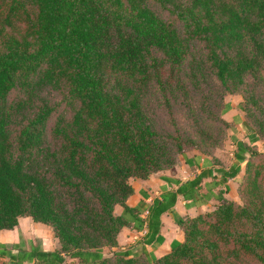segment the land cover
I'll use <instances>...</instances> for the list:
<instances>
[{"label":"trees","instance_id":"trees-1","mask_svg":"<svg viewBox=\"0 0 264 264\" xmlns=\"http://www.w3.org/2000/svg\"><path fill=\"white\" fill-rule=\"evenodd\" d=\"M206 79L218 92L210 85L194 109L190 86ZM152 85L186 100L195 134L183 141L177 132L178 152L217 143L226 127L216 115L224 111L222 97L236 92L247 94V143L235 142L236 164L226 170L162 177L169 189L151 199L141 219L125 205L129 180L174 164L145 115ZM42 90L58 102L41 98ZM260 136L264 0H0V232L27 218L48 227L58 244L53 251L20 239L0 244L3 264H63L65 257L76 264H264V175L253 165L264 153L250 147ZM241 171L239 204L212 191H227ZM178 199L187 207L218 205L181 218L172 211ZM115 206L123 215H114ZM167 213L182 234L169 253L144 263L116 251L128 220L144 227L149 244ZM105 248L115 250L113 263Z\"/></svg>","mask_w":264,"mask_h":264},{"label":"rangeland","instance_id":"rangeland-1","mask_svg":"<svg viewBox=\"0 0 264 264\" xmlns=\"http://www.w3.org/2000/svg\"><path fill=\"white\" fill-rule=\"evenodd\" d=\"M157 11L159 10L157 9ZM198 83L199 84L193 83L190 86V93L188 97V100L194 109L199 107V104L205 99L203 96L205 90L209 88L210 85H212L210 84L209 79L208 81L207 79L200 80ZM244 84L248 86L253 85L250 79H246ZM211 87H213V85ZM212 90L213 92H218L216 85ZM40 94L42 95L41 98H47L51 104H54L59 100V97L55 95V92L42 90ZM246 97L247 94H239L238 92L223 95L220 105H225L224 111L221 114L217 113L216 115L218 116L217 118L223 122H226V127L221 126L222 134L216 144L211 146L202 145L200 152L192 148H185L178 152L176 149L177 143L174 139L177 132L178 135L183 138V141L193 139L195 134L193 119L188 115L186 108H184L182 105V102H186L183 93L181 91L175 90L174 88H167L163 90L156 85L149 87L144 98L145 115L152 130L156 133V139L158 143L166 148L169 155H172L174 162V164H171L172 166H169L167 170H158L152 173L149 177L161 178L165 176L171 179L185 180L196 174L195 169H198L199 172L201 168H208V170H212L213 172V170L216 169L226 170L232 165H235L236 163L232 156L235 150L234 144L240 139H244L245 135L247 134V130L242 125V122L246 117V112L242 109ZM260 100L263 105L262 98ZM60 110L61 107H58L56 112H59ZM250 110L255 116H258V111L256 108L250 107ZM54 116L55 114H53L49 119L48 126L52 124ZM208 117H210L209 114ZM248 123L250 128L254 127L249 120ZM215 125L218 126V123H215ZM18 127L19 122L18 120L14 119L10 126L11 131H16ZM260 138L261 139L256 144L251 145L250 147L257 150L258 152L264 153V140L261 136ZM201 160H205V163L203 164ZM257 164L261 166V172L262 175H264V157L259 158L257 162L253 163V165ZM240 167L241 170H243L244 163L241 164ZM216 178L218 179L219 177L216 176ZM242 179L241 171V173L237 176V181L228 180V185L227 183L225 184L228 189L227 191H224L223 186L213 188L212 191L216 193L220 192L221 196L225 200L233 201L239 204L240 198L238 191L240 189V181ZM210 182L212 181L209 178L204 179L202 181V187L204 184H208ZM262 185L264 187V180L262 181ZM208 204V207L203 209V213L211 211L215 206L218 205V202L210 200ZM32 224L34 223H31V221H26L25 223L20 220L18 227L14 231V235H16L18 239L17 242L20 239L26 244H38L42 250L46 251L58 249L57 240L52 237L48 227L41 225L39 226L37 225L38 223H36L32 230L30 228ZM4 245L9 246L11 244ZM139 247L140 245L138 244V241L135 240V243L130 247L123 250L117 249L116 251L132 249L135 252L132 255L133 257H141L144 263L145 261L151 262L153 258L142 254L139 250ZM113 252H115V250L113 251L110 248L102 249L103 256L105 258H110L109 260L111 263H113V258L111 256V253ZM4 262L5 260H0V264H3ZM63 264H76V261L65 257Z\"/></svg>","mask_w":264,"mask_h":264},{"label":"crops","instance_id":"crops-1","mask_svg":"<svg viewBox=\"0 0 264 264\" xmlns=\"http://www.w3.org/2000/svg\"><path fill=\"white\" fill-rule=\"evenodd\" d=\"M239 141L247 143V140L245 138L240 139ZM195 173L196 174L198 173V169H195ZM161 178L148 177L145 180H129V184L133 192L125 200V205L130 209L137 210L139 218L143 219L145 217L146 208L149 205L152 198L159 196V194L163 190L169 189V186H167V184L164 181H162ZM187 204H188L187 202L178 199L172 211L181 218H185V217L190 218L196 216L199 213H203L204 211L203 209H205L209 205L207 203L205 206L187 207L186 206ZM113 213L115 216H121L123 215V210L120 206H115L113 209ZM20 220L25 223L26 221H30L27 218H20L18 220L17 227L20 223ZM31 223L33 222L31 221ZM35 224L36 223L30 226L32 230ZM160 224L161 226L159 229L158 240L154 238L149 244H146L145 241L143 240V236L145 234L144 227L141 226V228H137L136 224L128 220V225L122 228L119 234L117 235L116 238L117 249L120 250L126 249L131 245H133L135 243V240H137L138 244L140 245L139 250L142 254L154 259L166 255L167 253L170 252L171 245H173L174 243H180L182 241V234L180 230L177 228V226L174 224L171 214L167 213L161 215ZM37 225L40 226V224ZM16 228L9 231H1L0 244H15L18 240L16 235H14V231L16 230ZM129 251L131 255L135 253L132 249H129Z\"/></svg>","mask_w":264,"mask_h":264}]
</instances>
